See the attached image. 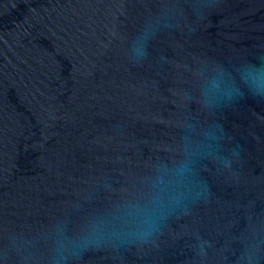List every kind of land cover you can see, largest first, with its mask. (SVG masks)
Listing matches in <instances>:
<instances>
[{"label":"water","instance_id":"water-1","mask_svg":"<svg viewBox=\"0 0 264 264\" xmlns=\"http://www.w3.org/2000/svg\"><path fill=\"white\" fill-rule=\"evenodd\" d=\"M0 264H264V0H0Z\"/></svg>","mask_w":264,"mask_h":264}]
</instances>
